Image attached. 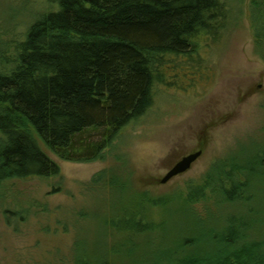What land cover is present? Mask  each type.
I'll use <instances>...</instances> for the list:
<instances>
[{
  "label": "rangeland",
  "instance_id": "1",
  "mask_svg": "<svg viewBox=\"0 0 264 264\" xmlns=\"http://www.w3.org/2000/svg\"><path fill=\"white\" fill-rule=\"evenodd\" d=\"M227 2L220 38L202 43L197 62L167 71L153 107L95 161H62L20 124L59 174L0 181V264H151L182 238L197 244L219 230L226 216L249 220L247 241L264 243V2ZM56 10L49 0H0V72L12 68L29 28ZM197 152L188 172L160 183ZM223 171L247 183L232 203L222 202ZM124 212L143 225L126 227L131 243L122 242L128 231L108 226ZM192 246L186 254H204Z\"/></svg>",
  "mask_w": 264,
  "mask_h": 264
},
{
  "label": "trees",
  "instance_id": "2",
  "mask_svg": "<svg viewBox=\"0 0 264 264\" xmlns=\"http://www.w3.org/2000/svg\"><path fill=\"white\" fill-rule=\"evenodd\" d=\"M49 1L57 10L29 28L12 68L0 72V181L59 174L22 122L62 161L98 159L153 107L167 71L197 62L202 43L219 39L230 17L227 0ZM236 174L217 173L223 203L241 198L247 186ZM127 214L108 226L128 231L122 242L131 243V229L143 225ZM243 218L226 216L219 230L197 244L182 238L183 249L163 248L161 261L151 264H264V243L247 241L251 223ZM201 244L202 256L186 254Z\"/></svg>",
  "mask_w": 264,
  "mask_h": 264
},
{
  "label": "water",
  "instance_id": "3",
  "mask_svg": "<svg viewBox=\"0 0 264 264\" xmlns=\"http://www.w3.org/2000/svg\"><path fill=\"white\" fill-rule=\"evenodd\" d=\"M200 156L201 152H197L187 157H184L165 175V177L160 181V183L164 185L173 178L188 172Z\"/></svg>",
  "mask_w": 264,
  "mask_h": 264
}]
</instances>
